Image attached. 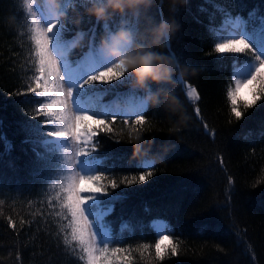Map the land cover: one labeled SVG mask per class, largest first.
I'll return each mask as SVG.
<instances>
[{
	"label": "trees",
	"instance_id": "1",
	"mask_svg": "<svg viewBox=\"0 0 264 264\" xmlns=\"http://www.w3.org/2000/svg\"><path fill=\"white\" fill-rule=\"evenodd\" d=\"M90 4L72 0L60 19L63 39L75 41L71 60L81 58L93 40L98 45L106 22L111 29L124 21L139 33L152 22L171 18L178 30L163 48L155 50L169 57V52L174 53L175 62L189 70L183 85L175 82L180 78L173 73V83L161 86L179 96V111L163 104L148 106L143 112L145 124L136 126L138 140L131 131L134 116L128 124L124 123L127 117L117 116L115 122L105 117L113 132L97 136L94 155L111 152L123 157L108 161L116 165L105 173L109 179L139 175L144 169L135 165L145 159L155 162L154 174L146 183L109 186L110 194L127 197L115 203L108 217L122 239L109 247L128 250L118 253L121 259L113 258V264H123L125 255L130 264H264V100L249 109L241 102L244 116L239 121L231 113L227 90L234 84L232 73L238 62L230 58L232 54L217 59L219 39L210 31L221 28L227 14L246 18L256 10L257 18L264 16V0H186L172 12L169 0H153L150 8L135 15H116L99 23L85 14ZM31 20L23 0H0V136L12 144L8 154L0 141V264H84L79 249L63 244L70 231L68 220L56 215L61 168H38L33 145L22 143L28 135L26 124L39 122L47 127L43 112L37 113L39 105L31 99L35 93L27 91L35 86L37 74ZM241 55L254 63L250 53ZM127 77L124 84L113 82L116 92L132 89ZM187 85L200 96L194 104L182 90ZM145 207L150 211L146 213ZM155 217L172 226L171 239L177 245V255L169 249L163 261L155 255L158 237L150 227ZM122 221L128 222L131 231L119 232ZM143 244L150 247L145 250Z\"/></svg>",
	"mask_w": 264,
	"mask_h": 264
},
{
	"label": "snow or ice",
	"instance_id": "2",
	"mask_svg": "<svg viewBox=\"0 0 264 264\" xmlns=\"http://www.w3.org/2000/svg\"><path fill=\"white\" fill-rule=\"evenodd\" d=\"M71 2L60 0L59 13L65 14V5ZM87 2L94 4L102 0ZM25 7L32 17L31 40L37 58L35 86H30L27 91L35 93L31 99L39 105L36 109L38 114L46 109L43 116L47 127L42 128L39 122L26 124L24 127L28 135L22 143L33 145L38 168H61L62 178L55 196L60 211L56 215L68 220L67 227L70 229L64 235L63 244L79 249V260L84 264H113V258L118 261L121 259L118 253L123 254L128 250L109 247L121 243L122 239L113 228L114 222L108 220V217L113 213L115 203L127 197L122 193L110 194L109 186L116 189L120 184L130 186L146 183L154 174L151 169L155 162L145 159L135 165L144 169L139 175L125 176L119 181L109 179L105 173L116 165H109L108 161L123 157L114 156L111 152L94 155L99 143L96 137L100 133L113 132L105 117L115 122L117 116L127 117L124 119L125 124H128V118L134 116L131 131L136 132L138 137L136 126L142 128L145 124L143 112L147 105L137 90L116 92L118 86L113 82L124 84L128 79L123 65L104 58L94 40L81 58L72 61L68 55L75 41L63 39L64 23L52 18L43 0L39 4ZM200 11L206 10L201 8ZM227 15L228 18L222 21L223 27L210 28V31L216 39L223 40L215 43V52L221 54L217 59L222 60L227 58L224 54H232L230 58L238 62L232 73L234 87L228 88L227 98L231 104V113L239 121L244 116L239 107L241 102L245 109H249L264 100V16L257 18L256 10L249 11L246 18ZM103 27L106 33H111L119 26L110 29L106 22ZM127 27L135 33V28ZM249 53L254 63L241 55ZM169 55L175 61V54L169 52ZM175 82L184 84L182 78ZM103 85L110 87H101ZM244 88L248 89L249 99L240 95ZM182 90L186 91L188 102L194 104L200 99L195 87L188 85ZM112 93L115 98L105 102L104 97ZM173 95L178 103H182L177 94ZM195 112L197 116L200 115L198 107ZM204 127L207 129L206 124ZM0 141H3L6 153L10 154L11 142L6 136H0ZM144 211L147 213L150 209L145 207ZM150 227L158 237L154 245L156 257L163 261L169 249L171 255H177V245L171 239L174 231L172 226L166 220L155 217ZM129 231L128 222L122 221L119 232ZM141 247L147 250L150 246L143 244ZM123 264H130L129 256H123Z\"/></svg>",
	"mask_w": 264,
	"mask_h": 264
},
{
	"label": "clouds",
	"instance_id": "3",
	"mask_svg": "<svg viewBox=\"0 0 264 264\" xmlns=\"http://www.w3.org/2000/svg\"><path fill=\"white\" fill-rule=\"evenodd\" d=\"M23 2L25 5H32L40 3V0ZM185 2L186 0H169V11L172 12ZM152 3L153 0H103L102 3L90 4L85 9V14L99 22H105L116 15H135L141 9L150 8ZM43 5L54 20L62 18L63 14L59 13L60 0H43ZM13 20L14 18H9V22ZM178 27L175 19L162 18L159 23L152 22L143 31L133 33L126 23L121 21L116 31L102 34L98 42L100 54L113 63L123 65L125 75L131 77L129 87L142 93L148 106L163 104L170 111L180 110L173 92L161 86L173 83V73H176L178 78H183L189 74V70L179 66L171 57L155 50L163 48ZM153 85L156 86L155 90H152ZM139 150L137 145L136 151Z\"/></svg>",
	"mask_w": 264,
	"mask_h": 264
},
{
	"label": "rangeland",
	"instance_id": "4",
	"mask_svg": "<svg viewBox=\"0 0 264 264\" xmlns=\"http://www.w3.org/2000/svg\"><path fill=\"white\" fill-rule=\"evenodd\" d=\"M32 27H33V25H32ZM222 27H223V25H222ZM219 42H223V40H220V39H219ZM68 58H69V55H68ZM69 59H70V58H69ZM70 60H71V59H70ZM72 61H73V60H72ZM187 86H188V85H187ZM187 86H186V87H187ZM232 87H234V84H233ZM240 95H241L242 97H244L245 99H249V98H250V95H249V92H248V89H247V88L242 89ZM147 107H148V105H147ZM147 107H146L145 109H147ZM196 107H197V105H196ZM44 110H46V109H43L42 112H43ZM69 154L71 155V153H69ZM62 163H63V161H62Z\"/></svg>",
	"mask_w": 264,
	"mask_h": 264
},
{
	"label": "bare ground",
	"instance_id": "5",
	"mask_svg": "<svg viewBox=\"0 0 264 264\" xmlns=\"http://www.w3.org/2000/svg\"><path fill=\"white\" fill-rule=\"evenodd\" d=\"M80 35H83V34L81 33ZM104 100H105V102H109V101L113 100V98H112V96L109 98L104 97ZM96 139H97V137H96Z\"/></svg>",
	"mask_w": 264,
	"mask_h": 264
}]
</instances>
